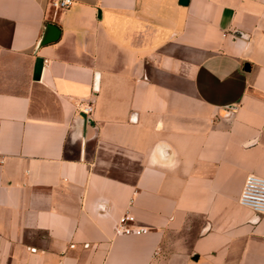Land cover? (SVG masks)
<instances>
[{"label": "crops", "instance_id": "obj_1", "mask_svg": "<svg viewBox=\"0 0 264 264\" xmlns=\"http://www.w3.org/2000/svg\"><path fill=\"white\" fill-rule=\"evenodd\" d=\"M52 1L0 0V264H264V0Z\"/></svg>", "mask_w": 264, "mask_h": 264}, {"label": "built area", "instance_id": "obj_2", "mask_svg": "<svg viewBox=\"0 0 264 264\" xmlns=\"http://www.w3.org/2000/svg\"><path fill=\"white\" fill-rule=\"evenodd\" d=\"M74 0H53L51 6L55 10H65L70 8ZM89 107L86 113L91 112ZM3 163V158L0 156V165ZM239 204L242 207L253 211L257 216L264 217V178L257 175H250L247 177L242 193L239 198ZM134 219L130 216L123 217L117 227V232L124 235H142L147 233V229H134L130 224Z\"/></svg>", "mask_w": 264, "mask_h": 264}, {"label": "water", "instance_id": "obj_3", "mask_svg": "<svg viewBox=\"0 0 264 264\" xmlns=\"http://www.w3.org/2000/svg\"><path fill=\"white\" fill-rule=\"evenodd\" d=\"M190 0H180V4L182 6H187L189 4ZM61 37V30L58 26L54 24H49L47 29L44 32V35L39 43V47L46 46L48 44H51L53 42H56ZM43 67V61L39 60L36 71H35V80H39L41 77Z\"/></svg>", "mask_w": 264, "mask_h": 264}]
</instances>
